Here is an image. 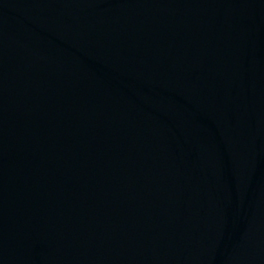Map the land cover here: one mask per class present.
<instances>
[{"label":"water","instance_id":"obj_1","mask_svg":"<svg viewBox=\"0 0 264 264\" xmlns=\"http://www.w3.org/2000/svg\"><path fill=\"white\" fill-rule=\"evenodd\" d=\"M0 264H264V0H0Z\"/></svg>","mask_w":264,"mask_h":264}]
</instances>
